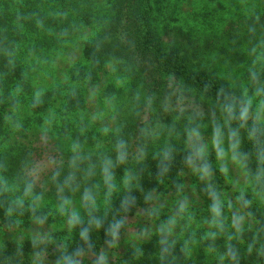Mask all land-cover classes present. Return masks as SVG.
Segmentation results:
<instances>
[{"label": "trees", "instance_id": "obj_1", "mask_svg": "<svg viewBox=\"0 0 264 264\" xmlns=\"http://www.w3.org/2000/svg\"><path fill=\"white\" fill-rule=\"evenodd\" d=\"M97 3L0 0V228L69 219L67 231L43 240L0 241V264H78L98 255L153 195L175 190L193 161L218 175L207 185L196 178L200 208L182 215L180 230L176 223L168 237L153 234L109 264H264L256 198H264V124L250 111L254 94L264 93V0L231 1L226 18L211 17L217 30L201 37L163 30L161 0ZM85 30L95 31L82 48L87 65L35 89L38 63ZM239 68L251 80L246 94L223 77ZM99 73L110 81L105 125L88 114L83 88ZM18 107L27 117L14 131L6 113ZM200 135L245 175L249 185L236 200L249 220L243 226L232 220L216 159L189 144Z\"/></svg>", "mask_w": 264, "mask_h": 264}, {"label": "rangeland", "instance_id": "obj_2", "mask_svg": "<svg viewBox=\"0 0 264 264\" xmlns=\"http://www.w3.org/2000/svg\"><path fill=\"white\" fill-rule=\"evenodd\" d=\"M105 1L98 0L97 4L104 7ZM231 1L233 2V0H161V6L158 7L159 11H157L156 15L161 28L165 31L167 29H181L193 37H201L206 28L217 30L218 24L210 21L211 17H216L218 13L221 17L226 18L224 13L227 12ZM235 1L243 2V0ZM220 6L222 9H220ZM84 34L68 45L66 44L61 53L57 54L55 52V56H52L51 59L48 57V59L38 63L37 67L40 69V75L34 80L35 89H47L55 81L59 83L69 81L71 74L76 69L87 65L82 48L85 41L93 37L95 31L86 32L85 30ZM245 75V70L239 68L237 74L231 73L229 75L227 73L223 77L226 78L227 82H231L233 87H236V92L242 90L246 94L252 85H250L251 80L248 78L245 80ZM108 78L109 76L105 75V73H99L96 82L90 83V85H87L88 83L83 85L86 90V110L92 120L100 125L109 124L110 122V110L107 106V94L110 92L108 90L110 82ZM261 88L263 92L264 83L259 89ZM254 97L256 99L251 101L250 108L252 110L250 109V111L264 124V93L254 94ZM7 111L6 118L10 123H14V131L25 125L26 108L18 107ZM43 124L48 129L51 128L44 121ZM189 144L191 147H196L202 154L216 159L218 170L224 174V180L220 185L222 193L226 202L234 206L232 210L233 222L238 226H243V224L249 222L246 214L243 213L236 203V200L239 197L241 198L249 185L240 168L212 137L192 136ZM196 178L202 179L203 184L207 185L215 181L218 175L206 172L193 161L190 170L180 176L175 190L165 194L153 195V205L148 209L139 210L133 218H130L128 220V229L124 234L117 237L114 242L105 245L98 255H82L78 264H109L122 257L128 249L134 248L141 241L150 239L153 234L168 237L173 234L171 231L175 228L176 223L177 229L180 230L183 225V222H181L182 215L188 214L187 211L193 212L199 209L202 204L197 191ZM256 198L259 204L264 207V198L261 196ZM68 222V218L53 222L50 225L32 221L25 229L5 231L0 228V241L43 240L51 236L52 233L67 231ZM192 223L194 222L192 221ZM200 226L202 227L203 223ZM39 261H41L40 264L49 263L45 258H40Z\"/></svg>", "mask_w": 264, "mask_h": 264}, {"label": "clouds", "instance_id": "obj_3", "mask_svg": "<svg viewBox=\"0 0 264 264\" xmlns=\"http://www.w3.org/2000/svg\"><path fill=\"white\" fill-rule=\"evenodd\" d=\"M216 210H217V212H218V208H217Z\"/></svg>", "mask_w": 264, "mask_h": 264}]
</instances>
